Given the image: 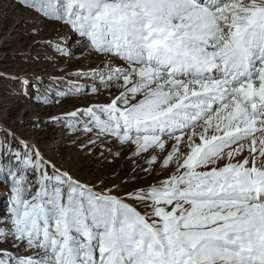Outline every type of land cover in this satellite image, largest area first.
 Masks as SVG:
<instances>
[{
  "label": "snow or ice",
  "instance_id": "1",
  "mask_svg": "<svg viewBox=\"0 0 264 264\" xmlns=\"http://www.w3.org/2000/svg\"><path fill=\"white\" fill-rule=\"evenodd\" d=\"M8 6L57 54L0 72L13 103L106 95L63 114L86 137L65 163L0 121V264H264V0Z\"/></svg>",
  "mask_w": 264,
  "mask_h": 264
},
{
  "label": "rangeland",
  "instance_id": "2",
  "mask_svg": "<svg viewBox=\"0 0 264 264\" xmlns=\"http://www.w3.org/2000/svg\"><path fill=\"white\" fill-rule=\"evenodd\" d=\"M11 3L12 0H0V13L4 14L0 16V72L23 75L20 70L29 66L31 56L39 55L43 57L47 54L56 57L57 54L48 48L37 49L30 47L33 38L22 36L21 32L24 29L20 27L22 18L27 16L28 13L24 10H18L16 7H9L8 5ZM41 35L44 34L42 33ZM79 56L80 53L76 52L75 57ZM88 59L73 58L69 64V71L82 65L96 67V64L99 63V59H97L95 63L88 65ZM41 63L43 64L44 62ZM61 64H63V60H61ZM46 75H64V73L53 71ZM79 83L87 84L89 82L80 80ZM19 87V84L13 81L0 79V121L16 130L18 134L36 141L44 155L55 159L58 163H65L69 157H80L83 150L78 148V145L83 143L86 137L81 133H73L66 126L63 114L74 110L76 107H84L89 102L103 101L106 93L98 97L64 98L59 103L49 105H41L35 101H30L26 104L13 103L12 101L16 97H9L8 93L10 90L18 89ZM50 117H60L61 122H50ZM37 122H39L38 126H35ZM76 136H81V139L74 144L72 141ZM131 155V149L125 148L120 156L115 159L109 156L108 158L112 160V163L104 164L103 170L105 172L118 171L121 177L126 176L133 167V161L128 158ZM142 162L143 158L136 160L137 164ZM95 163L99 164L100 161ZM4 191L0 187V213H5L7 208V201L3 198Z\"/></svg>",
  "mask_w": 264,
  "mask_h": 264
}]
</instances>
